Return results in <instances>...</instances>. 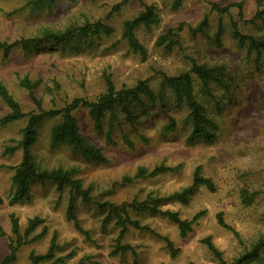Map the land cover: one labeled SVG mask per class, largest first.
Masks as SVG:
<instances>
[{
    "label": "rangeland",
    "instance_id": "374dc122",
    "mask_svg": "<svg viewBox=\"0 0 264 264\" xmlns=\"http://www.w3.org/2000/svg\"><path fill=\"white\" fill-rule=\"evenodd\" d=\"M32 2L0 0L1 41L12 42L41 35L45 30L63 31L95 21L111 26L114 32L83 41L77 51L70 50L69 43L42 42L26 51L16 48L7 59H3L0 52V84L25 113L34 111L35 106L27 91L18 84L24 77L32 82L40 80L34 94L43 109L51 110L60 109L75 98L94 100L105 90L104 74L116 88L133 86L143 80L157 91L161 73L173 76L187 71L191 58L199 64H224L228 75L226 88L211 85L205 94L196 84L194 91V98L204 105L215 125L211 141L189 140V130L184 124L188 113L185 102L177 103L172 94L165 91L163 108L161 105L147 108V114L138 115L133 123L126 121L123 113H116L111 127L113 145L107 143L105 137L110 122L107 114L96 128L86 108L74 112L81 134L101 149L108 160L106 163L84 162L66 146L51 147L50 130L60 122L59 116L45 118L40 123L31 150L36 162L43 168L75 167L83 186L92 187L96 202L126 206L131 220L167 237L179 250L172 258L160 238L128 227L122 243L134 249L138 264H217L201 242L206 237H210L223 258L231 262L253 242L263 238L264 53L249 51L247 43L239 44L233 36L231 21L237 22L245 36L264 39V19L256 17L258 12L264 11V0H182L178 10L172 9L173 0H56L34 10ZM209 3L229 5V14L210 13ZM142 4L155 6L160 17L157 26L135 30L147 53L145 61L131 52L121 38L123 22L136 17L143 9ZM239 4L242 17L238 15ZM204 15H208L207 28L202 34L191 35L188 26H196ZM181 24L184 25L179 29ZM219 25L222 31L217 37ZM168 29H174L177 33L174 38L180 41L170 52L156 45L157 38ZM7 112L8 108L0 99V118ZM168 118L177 123L174 131L163 129ZM25 124L26 120L22 119L0 125V196L4 200L0 205L3 232L0 262L7 254L9 214L14 213L22 231L34 217L42 219V226L48 229L40 241L19 250L15 264H29L31 251L44 253L53 232L57 233L62 246L56 255L64 257L74 253L64 264H78L82 259L86 264H131L134 258L131 252L110 255L119 228L115 219L103 226L107 211L79 199L76 201V215L81 227L89 233L88 239L66 220L67 189L59 197L53 183L33 181L29 201L9 203L11 167L19 163L21 156L19 150L6 155L3 152L6 146H15L20 140V130ZM123 136L132 142V147L123 143ZM161 164L180 169L121 184L123 177H132L139 167L151 170ZM196 167L214 182L215 192L201 187L187 204L161 206L162 210L177 212L187 220L204 212L186 237L181 238L177 227L166 219L147 212L137 213L128 207L134 198L141 202L149 193L163 196L186 187ZM243 192L249 196L256 193L248 206L242 201ZM218 216L229 229L218 223ZM42 226L34 234H39Z\"/></svg>",
    "mask_w": 264,
    "mask_h": 264
},
{
    "label": "trees",
    "instance_id": "16d2710c",
    "mask_svg": "<svg viewBox=\"0 0 264 264\" xmlns=\"http://www.w3.org/2000/svg\"><path fill=\"white\" fill-rule=\"evenodd\" d=\"M56 0H33L32 9H37L39 5H51ZM143 9L139 14L122 24L121 38L126 42L129 50L134 54L140 56L142 61L147 58V53L143 45L137 39L135 30L143 27L149 30L153 26L160 23V17L153 5L142 4ZM182 5V0H173L172 9L178 10ZM229 5L220 6L217 3H209L210 13L218 15H228ZM239 17H242L241 5H238ZM118 7H115L117 9ZM259 19H264V11L258 12L256 15ZM184 25V24H183ZM181 24L179 29L183 27ZM208 26V15L203 18L196 26H188V31L191 35L202 34ZM231 28L233 36L239 44H248V50L255 51L258 54L264 53V39H256L254 37L245 36L239 31L236 21H231ZM222 29L219 25L216 36L218 37ZM114 32V29L100 21L86 22L81 26L67 28L63 31L45 30L41 35L29 38H19L12 42L0 40V52L3 59H7L10 53L20 48L26 51L35 47L38 43L52 42L57 44L69 43L72 51L79 50L80 44L87 41L94 36L101 34L109 36ZM174 29H168L165 35L157 38L156 45L163 46L164 51L170 52L175 47L180 45L179 38ZM190 68L187 71H182L179 74L170 76L161 73L158 83L159 89L153 90L150 84L146 81L139 80L133 86L123 85L121 88H116L111 78L104 74L105 90L98 95L94 100L86 98H75L71 102L65 104L60 109L45 110L42 107L41 101L35 96L34 90L40 85V80L30 81L27 77L20 78L18 84L28 93L30 100L35 106V110L25 113L22 111L19 103L8 92V90L0 84V99L8 108V112L0 118V125L4 126L22 119L26 120V124L20 130L21 138L15 146H6L4 154H12L20 151L19 163L11 167L13 174L11 176V195L9 203L29 201L31 198L30 186L33 181L51 182L55 185L56 190L61 196L62 192L67 189L69 193L68 203L66 207V220L73 224L75 230L84 235L86 239L89 238V233L84 230L76 215V201L79 199L83 203L94 204L101 210L107 211L103 219V226L115 219V224L119 228L117 237L114 239V245L110 255H124L126 252L133 254V262L131 264H138V257L134 249L128 245L123 244L122 239L128 227L152 234L160 238L169 252L170 256L174 258L179 250L174 247L173 243L165 236L157 234L147 225H141L137 220H131L126 212V206H116L113 203L99 201L96 202L94 195H92V187H84L82 180L77 177L79 171L75 167L71 168H43L35 160L32 154V147L36 143L38 137V127L43 119L53 118L59 116L60 122L54 125L50 130L49 142L51 147L66 146L70 151L80 157L84 162L92 163H106L108 160L100 148L90 144L81 134L74 112L79 108H86L89 118L93 121L96 128L100 127L103 117L107 114L109 118V128L105 134L106 141L109 144H114L111 139V127L116 118V113L119 111L125 115L126 121L133 123L138 115L147 114V108L154 106H162L165 103L164 93L168 91L172 94L173 99L177 103L185 102L187 108V115L185 117V126L189 130V140L201 139L211 141L213 138V128L215 127L213 121L206 114L205 107L202 103L194 98V91L198 87L205 94L211 85H216L226 88L227 81V66L206 65L199 64L193 59H189ZM57 87V84H55ZM161 108V107H160ZM163 108V106H162ZM135 111V112H134ZM136 113V114H135ZM177 123L173 118H168V123L163 127L165 131H174ZM123 143L128 147H132V142L123 136ZM180 169L179 166L169 167L163 164L155 166L148 170L145 167H139L132 177H123L121 184L132 183L136 179L152 178L160 174L170 172L175 173ZM204 187L210 192H215L216 187L214 182L204 177L201 174L200 167H196L192 173L191 182L186 187L167 195L147 194L143 201L138 202L135 198L128 205L133 211L137 213L147 212L154 216H159L170 223L174 224L181 238L186 237L191 231L193 225L204 215V212L195 214L192 219H182L177 212L170 210H162L161 206L169 203L187 204L189 200L197 193L198 189ZM243 203L250 205L256 193L248 195L243 192ZM4 202L0 196V205ZM10 222V236L7 243V254L3 257L0 264H15L19 250L31 243L40 241L48 232L45 226H42L44 221L38 217L28 220L27 226L22 231L18 219L14 213L9 214ZM218 223L226 226L220 216H218ZM39 234H34L35 231L41 227ZM0 235L3 232L0 229ZM237 235V234H236ZM207 248L208 252L213 256L217 264H264V237L257 239L249 248L242 254L236 257L233 261L227 262L211 241L210 237H206L201 241ZM62 246L58 242V235L53 232L48 247L44 253H36L31 251L28 254L29 264H44L50 262L51 264H64L68 259L72 258L74 253L70 252L64 257L56 254L61 250ZM78 264H86L82 259Z\"/></svg>",
    "mask_w": 264,
    "mask_h": 264
}]
</instances>
